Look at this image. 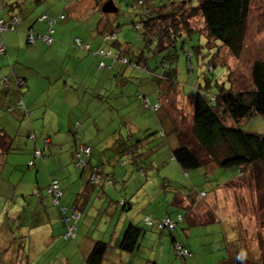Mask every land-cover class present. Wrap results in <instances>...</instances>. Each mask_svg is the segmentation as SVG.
Returning <instances> with one entry per match:
<instances>
[{
  "label": "crops",
  "instance_id": "1",
  "mask_svg": "<svg viewBox=\"0 0 264 264\" xmlns=\"http://www.w3.org/2000/svg\"><path fill=\"white\" fill-rule=\"evenodd\" d=\"M50 2L51 0H0V5H3L0 19L5 22H10L13 18L19 19L15 30L0 32V47L5 49L0 52V145L7 146L6 149L0 148V204L4 200L9 201V205L16 204L18 213L15 218H21L20 213L30 210L27 215H31L33 225L44 229L46 239H49L47 246H74L73 259L76 264H86L85 261L97 242L108 245L105 257L110 250L115 254L116 251L122 252L121 241L131 224L144 232L139 252L142 246L152 252L147 264H163L165 249L168 251L172 248V239L167 237L165 231L148 227L144 223L145 217L176 218L177 214H182L181 210H186L182 226L186 223L205 226L220 222L217 214L214 215V220L195 222V214L193 216L189 208L190 205L197 206L198 202L191 195L193 190L181 193L162 184L166 192H169L166 200L170 201L167 216H164L160 211L163 206V190L158 187L157 179L151 177V181L149 177L150 174H159L158 162L152 157L150 161H143L149 167L148 171L143 172L140 169L142 160L137 163L132 161V152L137 155L156 154L158 151L162 153L166 148L171 155L164 164L165 167L171 166L170 163L174 161L172 152L178 147L176 133L179 128L177 125L175 128L171 126L172 136H168L169 133L165 131H161L158 136H148L147 130L155 125L151 127L145 119L147 117L143 116L146 114H142L149 112L147 102L158 105L161 111L169 105L171 99L152 88L151 92L134 95V90L130 89L134 85L130 80L139 81L142 90L145 87L142 79L134 77L135 72L132 74L126 68L129 66L103 59L97 54L100 50H112L111 43H106L105 35L114 32L118 26V11L108 14L103 8L100 10L109 1L103 0L100 4L96 0H70L62 4L57 12H50L43 7V4ZM74 2L78 5H74ZM60 4L61 2L57 3V6ZM101 12L103 14H99ZM60 14L66 18L56 24L52 45L48 46L41 40H37L36 44L28 42L29 31L36 34L47 31V23L41 21V17L56 18ZM137 14L141 15V12ZM119 38L120 36L117 43L113 42L114 49L130 58L134 54V62L141 67L143 64L146 66L144 52L140 49L133 50L128 43L120 42ZM78 39L82 46L76 43ZM102 62H105L106 67L100 66ZM4 80L8 82L5 83ZM18 80L23 83L22 87ZM20 102L24 106V112L19 109ZM101 122L112 124L114 130L104 132ZM158 123L163 127L164 122L160 116ZM155 133L158 131H152V134ZM161 133L168 136V140L164 144L160 142L158 147V138H164ZM31 134L35 135V140L30 138ZM46 138L50 140L47 150L42 143V139ZM85 146L92 148V156H82L83 161H89V167L80 168L77 165V152L80 147ZM37 148L44 151L45 157L36 159L34 167H30L29 162ZM119 162L130 171V175L120 172ZM95 167L104 176L110 175L113 185L91 184ZM52 179H57L64 191L61 207L54 204L46 192ZM5 187H9L6 196L3 195ZM213 192L212 190L211 194ZM123 200L126 205L121 204ZM204 203L207 204V201ZM62 207L67 208V211ZM172 207L176 209L174 213L169 212ZM72 208L80 210L83 216L75 224V237L67 238L68 225L71 223L68 217H71ZM207 212L208 210L197 211V214L201 219L212 217ZM116 218L118 222L115 223ZM101 220L106 223L111 220L110 234V229L103 231L105 226L92 232L94 225ZM51 233L52 237H48ZM35 234L38 231L33 233ZM184 235L186 239L180 238L181 243L197 249L191 244V241L194 242L192 233L187 230ZM27 236L31 238L32 233ZM28 237H16L15 241H18V246H31ZM209 252H214L213 246ZM64 260L68 263L69 257Z\"/></svg>",
  "mask_w": 264,
  "mask_h": 264
},
{
  "label": "rangeland",
  "instance_id": "2",
  "mask_svg": "<svg viewBox=\"0 0 264 264\" xmlns=\"http://www.w3.org/2000/svg\"><path fill=\"white\" fill-rule=\"evenodd\" d=\"M68 1L70 0H51L50 3L43 4V7L49 9L50 12H57L61 5ZM97 1L101 3L103 0ZM104 1H113L117 7L116 11L118 12H111V14L116 13L118 18L116 28L118 36H120L119 41L128 43L133 50L140 49L147 59V65L143 64L146 71L143 72L133 66L126 65L129 66L126 68L131 70L132 74L135 72L133 76L142 79L145 85L140 90L139 81L131 79L134 87H130V89L134 90L133 94L148 93V91L151 92L150 89L152 88L162 93L165 98L171 99L167 108L158 115L151 110L147 111L148 114L142 113L146 114L143 116L147 117L145 119L151 127L155 125L151 130H147V135H151L152 131H158V133L153 134L158 136L159 132L165 131L169 133L168 136H172L170 128L175 118L179 131L184 133L183 135L186 134L187 137L191 136L192 102L197 93L202 94L207 100L213 101L214 96L218 95L222 89L231 90L234 93L254 89L253 65L258 61L264 62V0L251 1L244 31L243 47L238 56H234L228 48L222 46L220 41L209 39L206 36V27L200 14L191 19L192 27L198 32L185 35L175 44L176 47L159 51L158 39L146 38L143 31L136 32L129 27L131 23L140 20V15L137 13H140L144 8L138 5L139 0ZM168 1L146 0L145 6L147 7V4L148 8L153 4L162 6ZM191 1H193L194 6H197L195 0ZM59 2L61 4L57 6ZM74 5H78V3L74 2ZM102 8L100 7V10ZM99 14H103V12ZM148 39L151 42H148ZM110 48L115 50L112 42ZM133 56L134 54L129 58L132 60L134 59ZM170 56L175 57L174 67L171 70L159 68L162 61ZM159 116L163 119V127L158 123ZM225 121L228 125H234L230 119ZM100 125L106 133L115 128L112 124L103 122ZM240 128L248 132L264 134V120L256 114L250 119L242 121ZM125 131L127 130L125 129ZM168 136L159 137L157 146H160V142L163 144L167 142ZM176 136L179 139L178 135ZM173 140H176L175 136ZM176 145L178 147L182 145L180 139ZM163 147L165 148V146ZM160 153V151L156 154L147 153V158H144V161H150L152 157L155 158L154 161L158 162L159 174L156 176L150 174L149 177L157 179L158 187L163 190L161 200L163 206L161 209L158 207L161 213L167 216V207L170 204V201L166 200L169 192H166L162 186L166 182L171 190L181 193H186L189 189L193 190L191 195L195 196L198 202L197 206L191 207L190 205L189 208H191L190 212L193 216L195 214V222L214 220L215 214L220 218V222L217 224L191 226L186 223L183 225L188 232L192 233L194 242L191 241V244L197 247L195 249L197 254H195L194 259H189L186 263L230 264V260L236 259L239 250H242L241 252L245 253L248 258H253V262L249 264H264V168L258 167L256 171L255 168L247 170L249 171L248 174L245 171L246 174L239 178H235L238 174L236 168H218L209 173H205L204 168L184 172L176 161L170 163L171 166L165 167L164 163L169 159L171 153L166 148ZM120 163V172H127L130 175V171ZM212 165L211 168L213 169L215 164ZM253 171L255 172L253 173ZM146 177L144 176V178ZM216 183L222 186L214 191ZM4 190L3 195L6 196L9 187H5ZM212 190L214 191L213 194H211ZM203 191L208 194V199L206 196L201 197ZM170 198L172 199V197ZM192 200L195 202L194 199ZM206 201L207 204L204 203ZM16 207V204L9 205V201L6 200L0 204V264H27L29 262L30 264H76L73 259L75 257L74 246H47L46 243L49 239H46L47 235L44 234V229L33 225L31 215H27L30 210L20 213L21 218H15L18 213ZM206 210L212 214V217L201 219L197 211ZM175 211L174 207L169 209L170 213ZM181 212L184 216L187 213L186 210H181ZM119 214L121 215V212ZM114 222H118L117 218ZM102 226L106 227L103 231L110 229L109 234L111 233V220L107 223L104 220H101L100 223L97 222L92 232L95 233ZM36 231L38 234L33 235ZM30 233H32L31 238L27 236ZM166 235L171 239L169 233ZM183 236L186 239L184 234ZM16 237L17 239L28 237L32 245L18 246V241H15ZM48 237H52V233ZM212 246L214 252L209 254ZM171 249L168 251L165 249L163 264H185ZM150 253L152 252L146 246H142L141 252L138 251L135 255H128V253L119 251H116L115 254L113 250H110L103 264H147ZM65 257H69L68 263L64 260Z\"/></svg>",
  "mask_w": 264,
  "mask_h": 264
},
{
  "label": "trees",
  "instance_id": "3",
  "mask_svg": "<svg viewBox=\"0 0 264 264\" xmlns=\"http://www.w3.org/2000/svg\"><path fill=\"white\" fill-rule=\"evenodd\" d=\"M139 1L138 5L144 8L141 11L140 20L139 22L131 23L129 27L136 32L143 31L146 38L153 37L152 40L158 39L157 47L159 51L173 46L176 47L175 44L185 35L198 32L192 27L191 19L199 14L202 16L206 27L205 33L209 39L212 38L220 41L222 46L228 48L234 56H238L243 47L246 20L252 0H195L197 6H194L191 0H169L167 4L165 3L162 6L153 4L150 8L145 6L146 0H143V4H140ZM100 4H102V1ZM61 16L66 18L65 15L60 14L56 18L46 17L41 20L47 23V31L44 34H36L33 31H29L28 36L33 34L35 38V42L30 44H36L37 40H41L48 46L52 45L54 43L53 35L55 34L56 24L65 20L61 19ZM50 20H53L52 25L49 24ZM48 34L51 36V43H46L42 39ZM107 35H116V38H111V40L106 41V43L112 42L113 44V42H118L117 28H115L114 32ZM107 35H105V37ZM148 42H151V40L148 39ZM106 51H111V56H101L103 59L113 60V57L118 55L120 58L127 60V63L123 64L119 60H113V62L123 64L124 66H133L141 72L146 71L144 66L141 67L140 65V67L137 68L139 65L132 61L133 59L131 60L128 56L121 53L120 50L115 49ZM174 63L175 57L170 56L162 61L159 68L171 70L174 67ZM104 67H106V64ZM252 81L254 86L253 90L234 93L231 90L222 89L218 95L214 96L213 101L207 100L202 94L197 93L192 102L191 136L187 137L186 134L183 135L184 133L180 131L177 132L176 134L182 145L172 152L173 160L179 164L184 172L204 168L205 173H209L218 168H236L238 174L235 178H239L246 174L245 171L247 170L255 168L256 171L258 167L264 168V134L248 132L240 128L242 121L250 119L256 114L260 115L264 120V62L258 61L253 65ZM18 84L20 87L23 85L20 81ZM147 104L148 110H151L155 114H159L162 110L167 108L164 107L159 111L158 105H151L149 102H147ZM226 119L232 120L234 125H228L225 121ZM171 126L173 128L176 127L175 120ZM163 137H165V135H163ZM30 138L32 140L36 139L34 134H31ZM42 143L45 150H47L50 146V140L48 138L42 139ZM0 148L6 149L7 146L0 145ZM89 148L91 149V153L88 158H91L92 148ZM37 153H39V156H36ZM130 155L134 163L142 160L141 163L143 166L140 165V169L143 172L149 170L148 164L144 165L143 162L144 158H147L146 154L140 153L137 155L135 152H132ZM44 157V151L37 148L33 153V159L29 162V166L32 162L33 165L30 167H34L35 160ZM84 163V168L89 167V161H84ZM212 164H215L213 169L211 168V166H213ZM97 167L100 169L99 166ZM94 170L100 177V182L98 184H93L90 179L91 184L96 186H101L102 184L113 185V178L110 177V175L104 176L100 171V173L98 172L96 167L93 168V171ZM255 171H253V173ZM248 172L249 171H247V174ZM55 183L58 184L62 191L61 197L58 198V203L55 202L56 197L52 191ZM216 184L214 191L222 186L218 183ZM165 185L167 188L169 187V184L166 182H164L163 186ZM46 192L52 198L53 203L60 206L64 191L57 179H52L50 181ZM207 195L208 194L203 191L201 197ZM121 204L126 205V202L123 200ZM62 209L67 211V208L62 207ZM76 213H79L81 217L83 216V213L76 208H72L70 216ZM184 217L185 216L182 214H177L176 218H172L171 216L162 219L145 217L144 223L150 228L156 227L160 232L165 231L169 233L173 242L172 250L176 253L177 257L181 258L184 263L187 264V260L194 259L197 253L195 248L184 246L181 243L180 238L184 239L183 234L187 231V228L182 226V222L185 220ZM68 219L72 224L74 223L70 217H68ZM165 219H170L173 222L174 227L172 229L159 228V225L163 223ZM77 222L78 221H75V224H77ZM71 223L68 225L67 230H69L70 225H72ZM143 234V230L138 226L134 224L129 225L123 235L120 250L128 254L137 253L140 248L139 245ZM107 249L108 245L106 243H95L90 255L85 261L86 264H103ZM184 251L186 253H183ZM241 251L239 250V254L235 257L236 259L230 260V264H249L253 262L252 257L248 258V256ZM212 253L213 252H209V254ZM27 264H30V262Z\"/></svg>",
  "mask_w": 264,
  "mask_h": 264
},
{
  "label": "built area",
  "instance_id": "4",
  "mask_svg": "<svg viewBox=\"0 0 264 264\" xmlns=\"http://www.w3.org/2000/svg\"><path fill=\"white\" fill-rule=\"evenodd\" d=\"M139 3L140 4H143V0H140ZM2 8H3V5H0V10ZM45 18H46V16H43V17L40 18V20H43ZM60 18L61 19H65L64 16H61ZM18 23H19V19L18 18H13L10 22H5L4 20L0 19V32L5 31V30H15L16 25ZM49 24L52 25L53 24V20H50L49 21ZM137 27H139V26H137ZM111 38H116V35H107L105 37V39L107 41L111 40ZM42 39L46 43H51V41H52L50 34L44 36ZM27 40H28L29 43H34L35 42V38H34L33 34H30L28 36V39ZM76 43L79 46H82V43H81V41L79 39L76 40ZM87 48L88 47H85V49H87ZM4 51H5V49L3 47H0V52H4ZM97 54L100 55V56H102V57H109V56H111V51L100 50L99 52H97ZM113 58H114L113 59L114 61L119 60L123 64H126L127 63V60L120 58L118 55H115ZM100 66L101 67H104L105 66V63L102 62L100 64ZM139 67L140 66H138L137 68H139ZM4 82L7 83L8 80H4ZM18 106H19V109L21 111H23V112L25 111L22 102H20ZM147 106H148V104H147ZM90 153H91V149L89 147H80L79 148V150L77 152V159H78V164L77 165L80 168L84 167V165H85V163H84V161L82 160L81 157L82 156L88 157L90 155ZM36 156H39V153H37ZM32 165H33V163L31 162L30 163V166H32ZM91 181H92L93 184L94 183L95 184H98L100 182V177L95 172V170L92 172ZM52 191L54 192L55 197H56L55 202L58 203V198L61 197L62 191L60 190V188H59V186H58L57 183L54 184V186L52 188ZM70 218L74 221V223L72 225H70L69 230H68V233L66 234V237L67 238H74L75 237V231H76L75 221H79V219L81 218V215L79 213L72 214ZM149 224H150V222H149ZM159 226H160L159 227L160 229H164V228H166V229L167 228L168 229H172L174 227V224H173V222L170 219H165V221L163 223H161ZM183 253H186V252L184 251Z\"/></svg>",
  "mask_w": 264,
  "mask_h": 264
},
{
  "label": "water",
  "instance_id": "5",
  "mask_svg": "<svg viewBox=\"0 0 264 264\" xmlns=\"http://www.w3.org/2000/svg\"><path fill=\"white\" fill-rule=\"evenodd\" d=\"M103 11L105 13H111V12H115L116 8L113 2H107L104 6H103Z\"/></svg>",
  "mask_w": 264,
  "mask_h": 264
}]
</instances>
